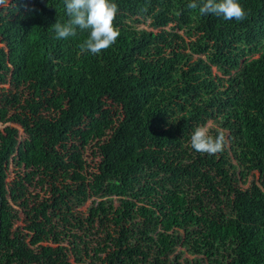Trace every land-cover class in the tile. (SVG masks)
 <instances>
[{
  "label": "trees",
  "instance_id": "16d2710c",
  "mask_svg": "<svg viewBox=\"0 0 264 264\" xmlns=\"http://www.w3.org/2000/svg\"><path fill=\"white\" fill-rule=\"evenodd\" d=\"M113 2L121 35L99 55L80 53L87 31L56 38L64 0L5 8L0 264H264V0H238L244 21L192 0ZM202 125L225 131L222 152L192 149ZM36 176L52 202L30 207Z\"/></svg>",
  "mask_w": 264,
  "mask_h": 264
},
{
  "label": "clouds",
  "instance_id": "9594fccd",
  "mask_svg": "<svg viewBox=\"0 0 264 264\" xmlns=\"http://www.w3.org/2000/svg\"><path fill=\"white\" fill-rule=\"evenodd\" d=\"M10 0H0V7H8ZM66 23L56 22L52 28L57 39L77 36L78 31H87V38L79 44L80 53L99 55L114 45L121 35L114 25L119 12L113 0H64ZM190 10H197L202 16L215 15L226 21H244L247 12L238 0H192L187 4ZM150 22L148 17H143ZM191 147L197 153L216 155L224 150L226 133L219 130L215 136L206 125L198 126L191 135Z\"/></svg>",
  "mask_w": 264,
  "mask_h": 264
},
{
  "label": "rangeland",
  "instance_id": "374dc122",
  "mask_svg": "<svg viewBox=\"0 0 264 264\" xmlns=\"http://www.w3.org/2000/svg\"><path fill=\"white\" fill-rule=\"evenodd\" d=\"M11 1V0H10ZM6 7H0V47L4 46L5 43L3 42V35L1 33L6 30V25L9 23H14V19L8 16V11L5 9ZM139 28H147L148 30L151 29L147 24L140 23L137 25ZM2 89L9 90V84H0V92ZM14 92V91H12ZM44 114L47 112L44 111ZM9 126H13L18 130V141L21 146H27L28 143V136L24 133L23 128L20 125L14 124L12 122L6 123ZM5 124H0L3 127ZM209 125V123H207ZM80 152L82 154L83 160L87 163V171L91 172L95 170L98 163L101 161V156L97 148L93 145H88L85 148H81ZM8 177L6 179L7 187H11L13 182L16 180V169L12 163L7 167ZM27 192L25 198L27 199V203L30 204V207L37 206L41 202H52V188H51V179L47 176L41 177L36 176L32 178L30 183H24ZM60 186V183H59ZM246 186V185H244ZM88 202L85 206L81 207L80 210L84 211ZM19 227L24 226L23 216L22 219L17 223ZM29 240V238L27 239Z\"/></svg>",
  "mask_w": 264,
  "mask_h": 264
}]
</instances>
